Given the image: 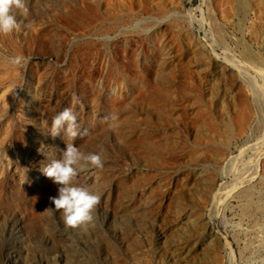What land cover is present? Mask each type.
<instances>
[{
	"label": "rangeland",
	"instance_id": "1",
	"mask_svg": "<svg viewBox=\"0 0 264 264\" xmlns=\"http://www.w3.org/2000/svg\"><path fill=\"white\" fill-rule=\"evenodd\" d=\"M26 5L0 35V264H264V157L240 187L229 160L264 132V0ZM64 108L75 140L48 133ZM67 143L104 164L77 166L100 202L75 229L45 210Z\"/></svg>",
	"mask_w": 264,
	"mask_h": 264
},
{
	"label": "clouds",
	"instance_id": "2",
	"mask_svg": "<svg viewBox=\"0 0 264 264\" xmlns=\"http://www.w3.org/2000/svg\"><path fill=\"white\" fill-rule=\"evenodd\" d=\"M19 10L22 14L28 13L26 0H0V35L7 36L13 31H19L22 21L12 14V9ZM25 27L27 25H24ZM8 63L16 67H26L31 57L14 55L5 57ZM77 115L72 108H64L51 119L49 135L56 138L63 132L75 140L84 135L78 130ZM83 161L95 168H103L101 156L95 153H81L73 143H67L62 151L61 158L51 160L42 168L43 174L58 185L57 195L49 197L55 209L62 212L63 222L68 228H78L93 221L92 212L100 202V196L90 192L84 186L74 185L72 181L78 175V165Z\"/></svg>",
	"mask_w": 264,
	"mask_h": 264
},
{
	"label": "bare ground",
	"instance_id": "3",
	"mask_svg": "<svg viewBox=\"0 0 264 264\" xmlns=\"http://www.w3.org/2000/svg\"><path fill=\"white\" fill-rule=\"evenodd\" d=\"M200 19L203 23L207 21L206 16L203 14L201 15ZM240 61L243 62L242 60ZM149 96L153 97V99L157 98V100L159 101L158 104L163 105L166 103L165 98L173 96V92L171 91V89L166 88V86L163 87L158 86L157 89L153 88L147 91V95L145 97H149ZM145 97L142 98L143 101L141 99L143 103H145V99H146ZM249 149L251 150L252 153L248 158H245V154L248 153ZM263 157H264V132L256 140L251 142L249 145L242 147L237 153L233 154L230 157L229 159L230 163L233 165L234 168H236V166L240 164L241 169H245V172H249V175L241 176V174L243 173L242 172L241 174H239V177L237 176L239 178V185H238L239 187L243 186L246 182L252 180L256 176V174L259 173L261 168V160ZM232 170L234 171L233 168ZM220 196H221V191L219 187L218 190L214 193V197H213L214 204H216V200L220 198ZM221 202L222 200H219L218 203L220 204ZM219 204H217V206ZM231 256L233 258V263H234L237 260V254L233 244L231 245Z\"/></svg>",
	"mask_w": 264,
	"mask_h": 264
}]
</instances>
